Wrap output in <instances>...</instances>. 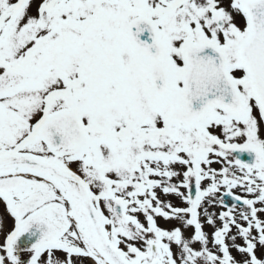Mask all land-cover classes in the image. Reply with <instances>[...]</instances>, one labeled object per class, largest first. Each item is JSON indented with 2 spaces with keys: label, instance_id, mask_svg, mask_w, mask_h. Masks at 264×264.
Instances as JSON below:
<instances>
[{
  "label": "snow or ice",
  "instance_id": "snow-or-ice-1",
  "mask_svg": "<svg viewBox=\"0 0 264 264\" xmlns=\"http://www.w3.org/2000/svg\"><path fill=\"white\" fill-rule=\"evenodd\" d=\"M0 206V264H264V0H0Z\"/></svg>",
  "mask_w": 264,
  "mask_h": 264
},
{
  "label": "flooded vegetation",
  "instance_id": "flooded-vegetation-1",
  "mask_svg": "<svg viewBox=\"0 0 264 264\" xmlns=\"http://www.w3.org/2000/svg\"><path fill=\"white\" fill-rule=\"evenodd\" d=\"M0 210H1V211L3 210V209H2V206H0ZM10 226H11L10 221H7L6 228H7V227H10Z\"/></svg>",
  "mask_w": 264,
  "mask_h": 264
}]
</instances>
